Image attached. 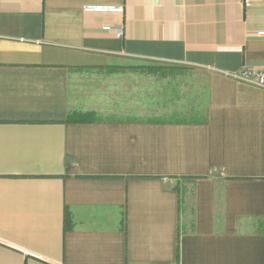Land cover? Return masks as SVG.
<instances>
[{"label": "crops", "instance_id": "crops-1", "mask_svg": "<svg viewBox=\"0 0 264 264\" xmlns=\"http://www.w3.org/2000/svg\"><path fill=\"white\" fill-rule=\"evenodd\" d=\"M114 58L208 72V122H67L74 69ZM249 67L264 0H0V264H264Z\"/></svg>", "mask_w": 264, "mask_h": 264}, {"label": "rangeland", "instance_id": "rangeland-1", "mask_svg": "<svg viewBox=\"0 0 264 264\" xmlns=\"http://www.w3.org/2000/svg\"><path fill=\"white\" fill-rule=\"evenodd\" d=\"M93 70L74 69L73 102H81L70 113H91L103 120L170 119L208 110L206 71L131 58L110 59L104 68Z\"/></svg>", "mask_w": 264, "mask_h": 264}, {"label": "trees", "instance_id": "trees-1", "mask_svg": "<svg viewBox=\"0 0 264 264\" xmlns=\"http://www.w3.org/2000/svg\"><path fill=\"white\" fill-rule=\"evenodd\" d=\"M189 115H182L179 118H170V119H157L150 118L147 119L149 123L154 124H191V125H203L208 122V110L206 113L202 114L199 111H189ZM103 119L92 115L91 113L75 115L74 113H69L67 117V122L73 123H95L101 122ZM188 179L190 181H194L195 178H181ZM178 193V205L180 207L179 193L180 191L176 188Z\"/></svg>", "mask_w": 264, "mask_h": 264}, {"label": "built area", "instance_id": "built-area-1", "mask_svg": "<svg viewBox=\"0 0 264 264\" xmlns=\"http://www.w3.org/2000/svg\"><path fill=\"white\" fill-rule=\"evenodd\" d=\"M248 5V4H247ZM86 12H122V8H113L107 6H88L84 9ZM119 30L117 36H121ZM234 80L249 86L264 90V67L262 68H243L233 76Z\"/></svg>", "mask_w": 264, "mask_h": 264}]
</instances>
